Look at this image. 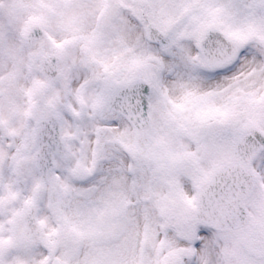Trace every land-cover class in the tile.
<instances>
[{
	"label": "snow or ice",
	"instance_id": "snow-or-ice-1",
	"mask_svg": "<svg viewBox=\"0 0 264 264\" xmlns=\"http://www.w3.org/2000/svg\"><path fill=\"white\" fill-rule=\"evenodd\" d=\"M0 264H264V0H0Z\"/></svg>",
	"mask_w": 264,
	"mask_h": 264
}]
</instances>
